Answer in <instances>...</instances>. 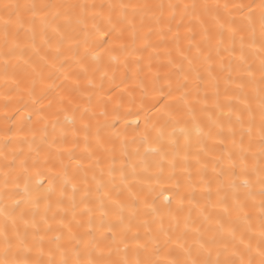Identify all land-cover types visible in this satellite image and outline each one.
Instances as JSON below:
<instances>
[{
	"label": "snow or ice",
	"instance_id": "snow-or-ice-1",
	"mask_svg": "<svg viewBox=\"0 0 264 264\" xmlns=\"http://www.w3.org/2000/svg\"><path fill=\"white\" fill-rule=\"evenodd\" d=\"M0 74V264H264V0H0Z\"/></svg>",
	"mask_w": 264,
	"mask_h": 264
},
{
	"label": "bare ground",
	"instance_id": "bare-ground-1",
	"mask_svg": "<svg viewBox=\"0 0 264 264\" xmlns=\"http://www.w3.org/2000/svg\"><path fill=\"white\" fill-rule=\"evenodd\" d=\"M21 2H23V0H21ZM97 2H99V0H97ZM152 2H158V0H152ZM221 2H224V0H221ZM235 2H240V0H235ZM244 2H248V0H244ZM48 83V82H46ZM61 81L57 80L56 84H60ZM116 83H119V74L117 75V79H116ZM112 88L113 90H115V86L114 85H109L107 82L105 83V89H109ZM57 92L61 91L59 88L56 89ZM5 93V88H4V79L2 74H0V142H2L3 139V128H4V112H3V95ZM119 94V93H117ZM53 96H55V93H51L49 95V99L52 98ZM44 103L47 104V99L44 100ZM127 107V105H126ZM10 115H11V111H10ZM134 118L133 117H129L128 120L129 122H131ZM9 125L13 124V120H9L8 121ZM117 127H122V123L118 122L117 123ZM131 135V132H130ZM0 180H2V176H0ZM163 187H168L167 184L163 185ZM159 191V189H158ZM164 195H170L169 193L165 192ZM160 200H163V197H160Z\"/></svg>",
	"mask_w": 264,
	"mask_h": 264
}]
</instances>
